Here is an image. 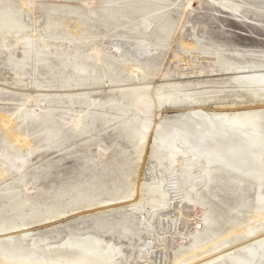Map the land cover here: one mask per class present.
<instances>
[{
  "label": "bare ground",
  "instance_id": "6f19581e",
  "mask_svg": "<svg viewBox=\"0 0 264 264\" xmlns=\"http://www.w3.org/2000/svg\"><path fill=\"white\" fill-rule=\"evenodd\" d=\"M26 1L24 5L32 11L35 0ZM79 1L89 10L88 16L100 13L105 18L119 19L127 9L141 13L135 27L137 36L116 37L110 49L113 52L110 53L101 47L107 36L91 35L89 37L94 39V46L85 47L83 55L87 64L99 61L115 74L118 69L126 73L127 79L121 76H117V80L110 78L112 85L108 87L113 86L112 92L132 90L137 98L135 104L142 106L136 105L139 115L132 114L122 119L125 116L122 113L111 121H105V124L117 122L125 128L127 139L140 161H145L153 136L150 135L152 121L146 120L148 115H159L167 104L197 109L191 113L181 112L163 125L154 126L152 132L157 137L150 158L158 163L159 175L153 176V182L142 184V188L135 184L128 194H121L116 187L107 198L102 197L103 191L96 188L95 183L88 184L85 189L80 186L60 189L51 197L39 198V192L43 190L36 179L28 181L26 170L32 167V157L43 150L40 145H35L41 135L45 134L41 140L47 143L45 147L62 149L67 140L62 135L65 128L75 134L89 133L86 130L93 121H89L90 113L87 111L91 106L104 107V100L109 99L113 110L124 112V106L111 99V95L105 99L95 95L94 101L81 110H75L70 98L74 109L61 110L56 118L57 127L53 128L55 131L49 127L39 135L23 132L16 127L28 118L39 120L42 114L49 116L55 110L42 109L39 103L31 111H27L25 106L21 109L24 112L21 122H18L21 116L0 114V130L5 133L0 145V264H123L125 250L120 243L124 242H130L134 249H138V264H264V107L256 106L257 102L264 103V57H255L260 62L248 67L226 64L219 60L217 54L201 46L203 38H200V32L190 34L184 27V36L181 35L184 57L175 56L181 77L185 78L196 65L207 71L218 64L223 71L232 75L239 88L253 98L252 103L238 105L244 101L237 96L234 103L217 113L206 109L211 103L210 99L200 101L181 91L165 92L162 91L164 86L160 89L163 95L159 98H156L151 87H143L144 91L139 86L118 89L117 86L138 83L140 74L148 70L149 67L141 59L145 53L153 55L159 47L160 44L151 40L150 34L156 27L155 20L166 17L167 9L156 0ZM213 3L237 14L244 8L234 0H213ZM191 5L189 3L185 10L192 8ZM12 20L8 18L1 27L3 39L6 41L14 36L16 43L27 49L24 50L23 61L31 59L23 26L14 24ZM78 25L85 26L86 23L83 21ZM55 40L52 36H39L37 55L47 50V46L56 47V50L61 47L51 42ZM69 44L77 46L80 43L74 38ZM125 45L135 52L128 51ZM71 51L70 57L79 55L76 49ZM134 54L138 57H134ZM193 57L196 60H192ZM96 91L93 93H98ZM143 92L149 94L141 96ZM141 114L147 115L145 119L140 117ZM41 119L42 124L49 122V119ZM61 149L58 151H63ZM98 158L104 161L106 152ZM152 166L151 170L156 172ZM226 172H238L252 178L259 191L255 204L242 195L238 207L230 209L236 215L227 218L225 227L220 230L217 217L211 213L202 189L208 183L214 184L218 176ZM177 200L180 206L176 205ZM241 210H245V213L237 215ZM88 212L92 213L86 218L93 220V226L87 228L90 231L67 227L69 233L66 235L64 231L66 236L55 243L49 240L52 236L44 239L37 237L36 228L55 227L70 217L80 216L84 220L83 214ZM172 213L176 218L171 216ZM109 233L111 236L106 239ZM118 233L122 236L116 241L115 235Z\"/></svg>",
  "mask_w": 264,
  "mask_h": 264
},
{
  "label": "rangeland",
  "instance_id": "374dc122",
  "mask_svg": "<svg viewBox=\"0 0 264 264\" xmlns=\"http://www.w3.org/2000/svg\"><path fill=\"white\" fill-rule=\"evenodd\" d=\"M156 1L167 9L166 17L161 18L160 21L155 20L156 27L150 34L151 40L160 45L153 55L145 53L141 59L149 68L144 74H140L139 82L127 86H117V88L139 86L144 91L143 87H151L156 98H159L163 95L160 93V89L164 86L162 91L165 92L181 91L190 98L200 101L210 99L211 103L206 109L217 113L223 112L225 106L234 103L238 99L237 96H240L244 101L243 104L238 105L252 103L253 98L239 88L232 75L223 71L218 64H214L213 69L207 71L196 65L190 69L185 78H182L178 73L179 63L175 56L181 57L182 55L184 57L185 50L182 48L181 42L182 36H184V27H186L190 34L200 32L199 36L201 39L203 38L201 46L208 48L211 53L217 54L219 60L225 61L226 64L248 67L259 63V59L257 60L255 57H264V0H234L244 7L239 14L227 12L213 3V0ZM2 2L0 4V114L21 116L22 119L18 120L21 122L24 118V112H21V109L25 106L27 111H31L39 103L42 109L55 110V113L53 111L49 116L45 113L41 115V118L49 119L48 123L50 124H42L41 118L39 120L36 118L34 121L32 118H28L26 122L19 123L16 129L34 135L45 133L49 127L51 130L56 129L58 124L56 118L60 115L61 110L70 109L73 102L75 110L85 109L88 104L94 101L95 95L103 99L111 95V99L123 105L125 109L124 112L113 110L110 107L109 99L104 100L106 102L104 107L91 106L87 111L90 113L89 121H93V124L91 123L86 130L89 133L75 134L65 128L62 135L67 140L66 142L63 140L64 146L62 149L60 148L63 151L59 152L60 149L56 147L49 149L45 147L47 143L41 142L45 138V134L36 139L35 145H40L39 147L43 150L32 157V167L28 168L26 172L28 181L36 179L37 185L44 191L39 192V198L51 197L54 192L60 189L69 190L71 187L78 186L85 189L90 183H95L96 188L103 191L102 197L107 198L116 187L121 194H128L135 184L142 188V184L153 182V176L159 175L158 163L154 160L151 161L150 158L154 139L157 137L152 132L154 126L163 125L166 121L175 118L177 114L191 113L197 108L171 107L170 104H167L157 116L141 114L140 117H144L143 119L147 116L146 120L152 121V134L150 133V135H153L150 138L148 155L142 162L137 158L138 155L133 145L127 139L125 128L117 122L105 124V121H111L122 113L125 115L120 116L122 119L130 117L132 114L139 115L136 105L139 107L141 105L135 104L137 98L132 90L112 92L113 86L108 87L112 85L109 81L110 78L117 80L116 77L121 76L120 78L127 79L126 73H122L118 69L115 74L112 69L102 66L99 61L87 64L83 59L85 47L92 48L94 46V39L89 37L91 35L107 36L103 42L104 46L101 45V47L103 50H109L110 53L113 52L110 49L116 37L137 36L135 27L140 21L141 13L127 9L122 14V18L111 19L102 17L100 13H96V16H88L89 10L83 7L79 0H35L32 11L24 5L26 0H2ZM189 3L192 4V8L185 10ZM75 11L76 13H74ZM6 13L8 15H5ZM8 18H12L14 24L23 26L31 49V59L23 61L24 50L27 51V49L17 44L14 36L6 41L3 39L1 27L4 26ZM80 18L86 23L85 26L78 25L83 22ZM39 36L45 38L52 36L56 40L51 42L57 43L61 47L56 50V47L47 46L48 49L38 56L36 49L40 48V42L37 41ZM74 38L80 43L76 44L77 46L69 44ZM98 43L101 44V42ZM124 48L130 50L131 53L135 52L129 45H125ZM73 49L79 52L77 57L69 56ZM34 55L36 56L34 57ZM195 55L194 57L197 58L198 55ZM193 58L192 60H196ZM110 89L111 91H109ZM93 91L98 93H93ZM148 94V92H143L141 96ZM256 104L258 107H264V103L257 102ZM72 108L71 110L74 109ZM242 108L239 107V109ZM4 134L0 130V145L3 144ZM103 152H106L104 161L98 158ZM152 165L156 172L151 170ZM256 187L257 183L252 178L244 177L238 172L228 174L226 172L219 175L214 184L208 183L202 189L211 213L217 217L220 230L223 229V226L225 227L229 217L236 215L231 213L230 209L238 207L237 203L240 202L239 198L242 195L250 198L251 204H255L256 193L259 191V188ZM176 202H178L176 205L180 206L179 201ZM240 212L237 215H243L245 210ZM91 213L83 215L86 218ZM172 214L171 216L176 218L174 217L175 213ZM92 223L93 220L89 218L83 220L80 216L70 217L62 220L55 227L36 228V233L37 237H42L41 239L52 236L49 237V240L51 243H55L60 242L69 233V229L73 230L78 227L82 230L87 229L89 226H93ZM87 230L90 231V229ZM64 231L66 235L63 234ZM74 233L77 232L74 231ZM58 236L62 238L59 239ZM110 236L109 233L105 238ZM115 236L118 241L122 234L118 233ZM120 245L125 250L124 259L127 258L129 261L126 263L127 261L123 259V264H138V257L140 258L138 249H134L130 242L120 243Z\"/></svg>",
  "mask_w": 264,
  "mask_h": 264
}]
</instances>
